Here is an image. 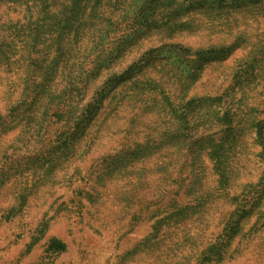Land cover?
Segmentation results:
<instances>
[{"label": "rangeland", "instance_id": "374dc122", "mask_svg": "<svg viewBox=\"0 0 264 264\" xmlns=\"http://www.w3.org/2000/svg\"><path fill=\"white\" fill-rule=\"evenodd\" d=\"M259 121L264 0H0V264H264Z\"/></svg>", "mask_w": 264, "mask_h": 264}, {"label": "trees", "instance_id": "16d2710c", "mask_svg": "<svg viewBox=\"0 0 264 264\" xmlns=\"http://www.w3.org/2000/svg\"><path fill=\"white\" fill-rule=\"evenodd\" d=\"M107 37L108 36H102V38H100V41L99 42H102V41H104V40H106L107 39ZM105 42H108V41H105ZM229 52L230 51H228V49L227 48H223V49H219V50H217V51H211L210 53L212 54V55H214V56H211L212 58H211V61L212 60H221L222 59V55H226V54H229ZM95 103H97V104H99L100 103V100H96L95 101ZM223 116H224V119L226 120L227 119V117L229 116V112L228 111H224V114H223ZM228 120V119H227ZM256 126L259 128V132H258V134L259 135H261V137H262V139H263V141H264V129H263V122L261 121H259V122H257L256 123ZM216 256L215 257H217V258H220V251H217L216 250Z\"/></svg>", "mask_w": 264, "mask_h": 264}]
</instances>
